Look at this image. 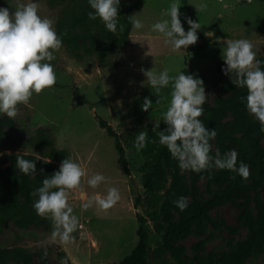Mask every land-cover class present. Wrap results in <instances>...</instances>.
I'll return each mask as SVG.
<instances>
[{
    "label": "rangeland",
    "instance_id": "374dc122",
    "mask_svg": "<svg viewBox=\"0 0 264 264\" xmlns=\"http://www.w3.org/2000/svg\"><path fill=\"white\" fill-rule=\"evenodd\" d=\"M128 1L134 5L131 15L137 14L144 27L135 30L131 26L129 39L123 47L100 60L93 55L75 58L62 44L51 61L55 66L56 83L34 93L27 104H19L14 117L0 114L1 168L10 165L19 154L45 156L55 148L66 150L70 158L86 169L88 176L99 171L108 178L92 188L85 177L81 187L72 190L70 202L80 218L81 227L73 233L75 239L69 244L50 240L52 222L39 216L35 209L32 213L37 219H46L41 226L19 228L10 225L0 230V246H19L33 252L32 264L43 258L47 264H62L65 258L68 264H113L135 247L138 240L136 215H146L147 210L142 201L145 191L139 171L144 157L129 135L147 130L146 124L160 119V112L166 110L171 98L170 86L158 94L147 84L140 71L142 67L156 72L168 68L170 75H175L177 70L189 66L202 78L208 95L206 102L210 103L214 92L209 88H218L215 66L224 61L221 55L222 48L226 47L224 40L247 38L253 43L257 55L264 47V1L186 0L185 4L184 0H179L180 19L185 31L190 27L185 16L199 21L201 29L197 30L199 38L195 44L176 51L164 43L162 34L151 29L154 22L166 18L171 0ZM20 2L27 0H0V6L14 10ZM37 2L40 15L52 18L56 27L64 4L53 5L48 0ZM202 2L207 4L206 8H200ZM208 31H214L219 39L207 37L205 33ZM79 53L83 54L84 49H79ZM115 59L117 66L111 71ZM75 88L86 103L76 102ZM146 96L153 101L147 111L141 107ZM158 96L167 99L156 103ZM98 117L121 134L129 175L118 163L114 137L100 127ZM182 173L186 174L187 170H182ZM109 186L120 189L121 199L114 206L107 210L95 204L87 209L81 207L94 194L106 193ZM200 190L204 193V182L200 183ZM137 197L141 202L135 206ZM240 202L210 210L214 224H209L204 234H197L192 225L178 237L176 245L183 247L187 264H197L196 255L225 249L245 236L246 228L238 220ZM145 226L150 245L149 264H171L169 250L157 252L161 234L154 231L150 220ZM201 239L206 240L204 251L196 248ZM246 264H264V252L250 257Z\"/></svg>",
    "mask_w": 264,
    "mask_h": 264
},
{
    "label": "trees",
    "instance_id": "16d2710c",
    "mask_svg": "<svg viewBox=\"0 0 264 264\" xmlns=\"http://www.w3.org/2000/svg\"><path fill=\"white\" fill-rule=\"evenodd\" d=\"M50 4H64L60 17L56 22V30L61 35L63 44L75 58L93 55L100 60L113 55L123 47L131 30L129 15L132 5L128 0H120L118 15L125 25L124 31L115 33L107 30L103 21L97 17L88 16L91 9L88 0H48ZM246 1V0H243ZM264 1V0H259ZM186 4V0H184ZM84 53L80 54L79 49ZM264 59V47L259 52ZM115 59L111 71L117 66ZM224 61L215 66L218 88L210 103L203 105L204 112L199 117L209 129H216L215 138L210 139L211 153L215 155L218 148L223 154L232 148L237 149L238 160L243 159L250 165V174L245 177L234 169L210 168L195 172L187 170L182 173L178 161L173 158L166 146L159 143L158 131H153V123L146 124L149 142L140 150L144 157L139 171L142 174V186L145 196L146 215H136L138 236L135 247L118 262L113 264H149L150 245L147 220L153 224L156 233L161 234L160 247L157 252H171V264H187L183 255V247L176 245L178 237L193 225L197 234H204L209 224H214L210 210L227 203L240 202L238 214L239 223L246 228V234L241 239L222 250H209L196 255L197 264H246L247 260L264 252V128L254 113L250 112L242 97L246 87H238L232 83L235 73L225 74L222 71ZM181 70L195 74L189 67ZM196 75V74H195ZM76 102L84 104L87 101L78 90H73ZM97 117V115H96ZM6 120V119H4ZM10 125L12 121L8 120ZM0 119V128L2 126ZM98 124L108 135L114 137L118 152V163L123 166L125 174L129 168L125 157V149L120 142L121 134L104 119L98 117ZM167 125L163 121L160 129ZM135 141L136 134L129 135ZM38 155L25 154V159H35ZM50 163L36 160L37 172L34 176L23 174L16 168V160L5 168L0 167V230L10 225L19 228L41 226L46 219H37L33 211V201L36 197L31 193L41 186L42 180L57 170L61 161L69 154L64 149L51 148L45 156ZM41 169L43 171H41ZM204 182V193L200 183ZM187 196L188 207L181 211L173 201L179 196ZM141 202L136 198L135 206ZM205 239L196 243L197 250L204 251ZM34 253L19 246H0V264H32ZM36 264H47L46 258ZM160 264H167L162 262Z\"/></svg>",
    "mask_w": 264,
    "mask_h": 264
},
{
    "label": "clouds",
    "instance_id": "9594fccd",
    "mask_svg": "<svg viewBox=\"0 0 264 264\" xmlns=\"http://www.w3.org/2000/svg\"><path fill=\"white\" fill-rule=\"evenodd\" d=\"M91 9L89 18L99 17L107 30L115 33L124 31L125 25L118 15L120 0H88ZM179 0H171L166 18L157 20L151 25L154 32L162 34L164 43L173 51L187 49L199 38V21L185 16L190 26L187 31L182 24ZM202 2L200 8H206ZM132 28L140 30L144 27L142 19L137 14L129 15ZM207 37H215L214 31L205 33ZM226 47L222 48V59L225 64L222 71L225 74L235 73L232 83L238 87H246L242 97L248 110L255 114L264 128V59L254 49L253 43L247 38H227ZM61 35L57 32L55 21L39 13L37 0L20 2L11 10L0 6V114L14 117L19 104H27L34 93H40L56 83L55 52L62 47ZM147 84L160 93L162 89L171 87L170 100L167 108L160 112V119L153 124V131H158L159 143L166 146L171 156L175 158L181 170L234 169L242 176L250 174V165L243 159L238 160L237 149L232 148L221 153L217 148L215 155L211 153L210 139L215 138L216 129L206 127L199 117L204 112L203 105L207 100L202 78L177 70L170 75V70L164 68L156 72L141 68ZM167 99L158 96L156 103ZM153 101L147 96L141 105L147 111ZM161 121L167 125L160 129ZM149 142L148 131L141 130L136 134L135 147L142 150ZM3 153H0L2 155ZM36 160L50 163V158L25 159V154L16 156V168L23 174L34 176L37 172ZM41 171H43L41 169ZM92 188L104 183L108 178L102 172L88 176L86 169L76 160L66 157L57 170L42 180L41 186L34 188L31 195L36 197L33 208L41 217H47L52 222L50 240L62 244L71 243L73 233L81 227L80 218L74 212L70 202L71 192L81 187L84 178ZM121 199L120 189L109 186L106 193H96L81 205L87 209L93 204L107 210ZM188 197L181 195L173 203L183 211L188 207ZM62 264H68L65 258Z\"/></svg>",
    "mask_w": 264,
    "mask_h": 264
}]
</instances>
